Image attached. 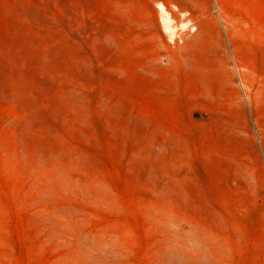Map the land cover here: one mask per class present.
Returning <instances> with one entry per match:
<instances>
[{
  "label": "rangeland",
  "instance_id": "1",
  "mask_svg": "<svg viewBox=\"0 0 264 264\" xmlns=\"http://www.w3.org/2000/svg\"><path fill=\"white\" fill-rule=\"evenodd\" d=\"M0 264H264V0H0Z\"/></svg>",
  "mask_w": 264,
  "mask_h": 264
},
{
  "label": "bare ground",
  "instance_id": "2",
  "mask_svg": "<svg viewBox=\"0 0 264 264\" xmlns=\"http://www.w3.org/2000/svg\"><path fill=\"white\" fill-rule=\"evenodd\" d=\"M161 12H162V20L164 23L165 28L171 32V34L173 35V27H172V20L169 17V13H167V11L165 10V8L163 6L160 7Z\"/></svg>",
  "mask_w": 264,
  "mask_h": 264
}]
</instances>
